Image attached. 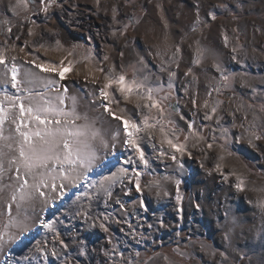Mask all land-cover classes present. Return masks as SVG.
<instances>
[{
  "label": "rangeland",
  "instance_id": "rangeland-1",
  "mask_svg": "<svg viewBox=\"0 0 264 264\" xmlns=\"http://www.w3.org/2000/svg\"><path fill=\"white\" fill-rule=\"evenodd\" d=\"M15 2L16 0H0V19L11 20L12 36L20 37L15 41L17 45L25 40L30 44L37 41L48 45V51L41 49L36 53L45 61L59 63L66 55L63 50H54V41L59 39L65 49L76 46L75 59H80L88 48H92L97 60L102 61L105 67L116 65L117 69L126 72L129 78L134 74H147L151 83L166 82L168 73L160 71L161 64L170 58L176 46H179V67L177 68L175 63L171 65V70L177 72L176 90L164 103L175 105L178 102V111L173 113L170 119L175 123L180 143H184L185 137L190 136L188 121L195 120L197 126L207 125L200 127L205 137L212 134V129L216 127L215 117L212 121L204 119L207 110L202 105L205 101H208V110L219 102L216 116L221 118V124L230 127L231 134L239 135L243 131L240 125L247 124L245 115L250 121L255 114L259 117L257 123H264V112L259 111L261 104H264V0H240L242 8H236V0H100L99 6L96 0H65L62 8L53 7L47 16L39 13L35 17H32L30 12L13 15L7 6ZM196 3L200 4V24L196 23V10L193 7ZM220 4H227L234 12L212 7ZM116 5L118 14L116 21H113L112 6ZM35 6L39 7V0H35ZM211 11L217 14L214 21L208 16ZM148 14L151 16V27L159 32V40H151V32L147 38L137 32ZM130 18L138 20L139 23L129 24L126 34H123L120 30L129 23ZM31 19H34L36 24L30 23ZM194 25L196 31H192ZM29 28L35 33L33 37L27 35ZM236 29L239 31H235ZM225 34L229 38L227 46L224 42ZM3 39L4 36H0V40ZM196 41L209 48L229 72L237 74L231 86L222 89L219 95L215 92L211 96L208 95L211 88L218 85V73L215 72L211 57L206 58L199 66L192 64ZM233 47L239 49L236 55L243 61V66L232 59ZM105 55L109 57L108 61H103ZM141 58L147 67L139 63ZM95 63L93 61L76 64L73 70L66 74L67 79L61 83L67 85L69 95L78 97V111L97 118L96 127L109 139L110 144L115 145L108 150L105 159L109 163L102 169L104 174H109V170L127 167L123 161L132 150L123 143L125 137L122 126L103 112L102 108L97 107L99 100L93 103V89L99 85L94 86L86 83L84 78L77 79L73 76L79 68L85 70V73H80L85 77L89 74L88 68L85 67L92 68ZM189 67L198 75V82H192L185 93L184 86L191 81V77L184 75ZM137 69L142 71H136ZM243 72L248 75H239ZM95 75L102 79L100 73ZM253 87L256 91H252ZM9 91L14 90L9 86ZM197 91L198 107L193 108L192 97ZM120 107L129 109V114L133 115L134 119H141L132 104H121ZM113 108L115 109L116 105H113ZM181 116L184 119H181ZM117 131L120 135L113 141L111 137ZM258 143L264 148V141ZM194 145L195 139H188L187 148L191 156L187 153L183 157H180L179 153L176 154L184 165L181 171L179 164L170 158L172 150L167 144L161 145L157 131L153 140L142 141V147L151 164L150 169L141 177L142 194L137 193L127 182L123 185L118 183L112 189L113 196L121 186L128 185L127 191L118 197L116 195L115 199L112 196L105 205L106 197L103 194L96 197L93 191V211L107 212L113 217L110 233L103 232L98 226L89 227L79 217L70 219L80 202L71 204L68 198L64 201L58 200L55 209L49 208L44 213L41 212L43 205L37 201L32 219L35 220L41 214L46 218H53L55 214L65 221L60 230L63 238L70 244L69 255L73 264L77 260L81 264H111L110 257H106L104 253L106 249L110 251L113 247L123 251L125 257L134 259L136 264H262L264 154L250 147L247 138L239 143L229 140V147L238 150L240 154L226 157L225 161H218V147L214 146V150L209 151L204 143ZM158 150H163L168 155L161 157ZM217 163L222 165L220 171L216 170ZM165 175L184 181L180 186V192L183 194L182 204L177 205L174 183L164 182L162 189L149 187L155 177ZM237 176L245 181L243 191L235 186ZM165 192L168 194L165 195ZM141 198L145 201L147 212L139 206ZM117 200L125 205L126 211L120 208ZM178 208L182 209V220L178 216ZM5 212V206L0 204V213ZM29 213H32V209H29ZM117 220L124 222L118 223ZM161 220L164 222L163 227L160 225ZM226 234L230 237L229 240H225ZM46 235L50 240V234L34 227L22 244L12 247L10 257L0 255V264H6V261L8 264H17L18 261L20 264H28L27 261L21 260L23 257H32V264H43L42 258L35 252L33 243L35 240L44 239ZM81 240L84 241L83 247L88 252L87 256H78ZM51 247L52 244L49 243V250ZM136 252L140 253L139 257L135 256ZM221 253L225 255L221 256ZM50 264H59V261L50 258Z\"/></svg>",
  "mask_w": 264,
  "mask_h": 264
},
{
  "label": "snow or ice",
  "instance_id": "snow-or-ice-1",
  "mask_svg": "<svg viewBox=\"0 0 264 264\" xmlns=\"http://www.w3.org/2000/svg\"><path fill=\"white\" fill-rule=\"evenodd\" d=\"M64 2L65 0H39L37 8L35 0H16L7 8L16 16H19L21 12H30L32 17L39 13L47 16L51 8H62ZM96 4L99 6L100 0H96ZM193 7L196 10V23L200 24V4L196 3ZM212 7L234 12L227 4ZM242 7L240 0H236V8ZM117 14L118 7L112 6L113 21H116ZM208 16L212 21L217 19L215 11L209 12ZM26 19L29 18L26 17ZM30 23L36 24V21L31 19ZM134 23L139 21L130 18L129 23L125 24L120 31L126 34L129 24ZM192 31H196L195 25ZM235 31L238 32L239 29ZM12 32L11 20L0 19V36H4V39L0 40V204L6 208L5 213H0V255L10 257L12 247L22 244L27 234L32 232L34 227H39L46 234H50V240L46 235L44 239L35 240L33 243L35 252L42 258L43 264H50V258H55L59 264H73L69 255L70 244L63 238L60 230V226L64 225L65 221L55 214L53 218H46L41 214L33 220L36 202L40 201L43 205L42 213L49 208L55 209L58 200L64 201L68 198L71 204L80 202L77 211L70 219L79 217L89 227L98 226L103 232L110 233L113 217L107 212L93 211L92 203L95 198L92 193L94 191L96 197L103 194L106 197L105 205L113 196L112 189L118 183L123 185L127 182L137 193L142 194L141 177L151 167L142 147V141L153 140L157 131L161 145L167 144L172 150L170 158L179 164L181 171L184 165L178 160L176 154L179 153L180 157H183L185 153L191 156L187 148V141L190 138L195 139L196 145L204 143L209 151L214 150V146L218 147L220 150L217 156L218 161H225L226 157L240 154L238 150L229 147L230 139L233 143H239L247 138L250 147L264 154V148H261L258 143L264 141V123H257L259 117L254 114L252 120L248 121L245 115L247 124L240 125L243 131L239 135L231 134L230 127L221 124V118L216 116L219 102L213 104L210 110H208V101L202 105L207 110L204 114L205 120L212 121L215 117L216 127L212 129L210 137H205L200 131V127H207V125L197 126L195 120H192L187 122L190 136L185 137L184 143L179 142L175 123L170 119V116L178 111V102L175 105L164 103L176 90L177 72L171 70V65L175 63L176 67H179L177 59V54L181 53L179 46H176L173 55L161 64L160 71L168 73L167 81L151 83L147 74L143 76L134 74L129 78L127 73L118 70L116 65L103 66V62L97 60L92 48H88L80 59H75L76 46L65 49L59 39L54 41V50H63L66 55L59 63L45 61L36 53L41 49L48 51V45L37 41L30 44L28 40L17 45L15 41H18L20 37H13ZM27 35L28 37L35 35L32 28L28 29ZM224 42L227 46L229 42L227 34L224 35ZM238 51L236 47L232 48L234 53L232 59L243 66V61L236 55ZM208 57L213 60V67L218 73V85L212 87L208 95L211 96L213 92L219 95L222 89L231 86L237 74L229 72L209 48L201 45L200 41H196L192 64L199 66ZM108 60L107 55L103 56V61ZM93 61L96 62L95 65L88 69L89 74L84 77L86 83L99 85L93 89V103L99 100L97 107L102 108L103 112L122 126L125 137L123 143L132 150V153L123 161L127 167L122 166L115 171L109 170V174H104L102 169L109 163L105 159L108 150L115 145L110 144L109 139L96 127L97 118L78 111V97L69 95L67 85L61 83L67 79L66 74L71 72L76 64ZM139 63L147 67L142 58ZM136 71H142V69ZM95 73H100L102 79ZM184 75L191 77V81L184 86V91L187 93L192 82H198V75L192 67H189ZM239 75L247 76L248 73L243 72ZM9 86L14 91H9ZM252 91L256 89L253 87ZM198 95L197 91L192 97L193 108L198 107L196 98ZM121 104H132L134 111L139 113L141 119H134L133 115L129 114V109L120 107ZM113 105H116L115 109ZM249 107H255V105H249ZM259 111L264 112V104H261ZM233 116L235 117V113ZM181 119L184 117L181 116ZM217 132L219 135H216ZM119 135L120 132L117 131L111 139L114 141ZM158 151L161 157L168 155L163 150ZM215 167L217 171H220L222 165L217 163ZM221 174L224 173L221 172ZM164 182L175 184L177 205L182 204L183 194L180 192V186L184 181L175 176H158L149 187L162 189ZM244 185V179L237 176L236 188L243 191ZM73 189L77 191L74 192ZM73 196L75 199H72ZM116 203L126 211L121 201L117 200ZM139 206L145 212L148 211L143 198L139 200ZM29 209H32L31 214ZM177 211L182 220V209L178 208ZM160 225L164 226L163 220ZM229 239L230 237L226 234L225 240ZM261 239L264 240V236ZM49 243L52 244L51 250L48 248ZM79 243L81 247L78 249V256H87L88 252L83 247L84 241L81 240ZM104 254L110 257L111 264H136L134 259L125 257L124 252L116 247L110 251L106 249ZM224 255L221 253V256ZM135 256L139 257L140 253L136 252ZM21 260L32 264V257H23ZM6 264H8L7 261ZM17 264H20V261ZM75 264H81V262L77 260Z\"/></svg>",
  "mask_w": 264,
  "mask_h": 264
},
{
  "label": "bare ground",
  "instance_id": "bare-ground-1",
  "mask_svg": "<svg viewBox=\"0 0 264 264\" xmlns=\"http://www.w3.org/2000/svg\"><path fill=\"white\" fill-rule=\"evenodd\" d=\"M125 3V2H124ZM118 4V3H117ZM106 6V5H105ZM117 6V5H116ZM121 7V6H120ZM108 8V7H107ZM128 9V8H127ZM150 13V12H149ZM149 15V16H148ZM144 19H143V21H142V23L140 24V26L138 27V31L137 32H139V33H141L142 35H144L146 38H147V36H148V33H150L151 32V34H150V39L151 40H159V38L160 37H158L159 36V32L155 29V28H153V27H151V24H150V22H151V19H150V14H148ZM150 20V21H149ZM154 25V24H153ZM156 25V24H155ZM152 28V29H151ZM149 38V37H148ZM145 39V38H144ZM85 68H91L90 66H87V67H85ZM85 70L84 69H82V70H80L79 68L77 69V71L75 72V74L73 75V76H75L77 79L78 78H84V76L82 75L83 73H85L84 72ZM80 73H82V74H80ZM97 76H99V75H97ZM128 185H126V186H121V187H119L118 189H117V191H116V194H114V196L112 197L113 199H115V198H117L118 196H120V195H122L125 191H127V189H128ZM117 195V197H115ZM111 238V237H110ZM116 241V240H115Z\"/></svg>",
  "mask_w": 264,
  "mask_h": 264
}]
</instances>
